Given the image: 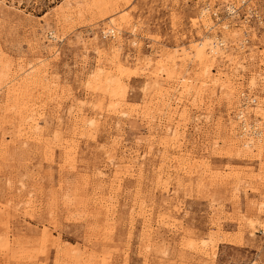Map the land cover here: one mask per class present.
<instances>
[{"label": "rangeland", "instance_id": "1", "mask_svg": "<svg viewBox=\"0 0 264 264\" xmlns=\"http://www.w3.org/2000/svg\"><path fill=\"white\" fill-rule=\"evenodd\" d=\"M0 264H264V0H0Z\"/></svg>", "mask_w": 264, "mask_h": 264}, {"label": "bare ground", "instance_id": "2", "mask_svg": "<svg viewBox=\"0 0 264 264\" xmlns=\"http://www.w3.org/2000/svg\"><path fill=\"white\" fill-rule=\"evenodd\" d=\"M112 21H113V20H112ZM113 22H114V21H113ZM113 22H112V23H113ZM112 23H110V24H112ZM113 24H114V23H113ZM114 26H115V25H114ZM111 27H112V26H111ZM116 27H117V25H116ZM107 30H108V29H107ZM112 31H113V29H112ZM116 31H117V30H116ZM199 44H202V43H199ZM211 46H212V45H211ZM203 53H204V52H203ZM203 53H200V56H201L200 58H201V59H204V58L206 59V56H203V55H202ZM204 54H205V53H204ZM208 60H209V59H208ZM208 60H207V61H208ZM124 64H125V62H124ZM117 66H118V65H117ZM119 66H120V65H119ZM119 66L117 67V70H118V73H119V74L116 73L115 78L112 79V83L115 84V86H116V84L118 85L119 82H120V80H121V77H120L119 75H120V73H121V71H122V70H121L122 68L119 67ZM120 70H121V71H120ZM165 83H166L165 80H163L162 83H161V85H162V86H165V85H164ZM120 84H121V83H120ZM120 84H119V85H120ZM166 84H167V83H166ZM170 84H171V83H170ZM113 86H114V85H113ZM168 86H169V85H168ZM122 87H123V86H122ZM165 87H166V86H165ZM118 88H119V87H118ZM120 89H121V88H120ZM167 89H168V88H166V90H165L166 94H168V92H169ZM116 90H117V89H116ZM111 91H112V90H111ZM113 91H115V90L113 89ZM113 91H112V92H113ZM112 92H110V93H112ZM165 92H164V93H165ZM114 93H115V92H114ZM112 94H113V93H112ZM112 96H114V95H112ZM116 96H117V95H116ZM166 96H167V95H166ZM110 98H112V97H110ZM168 98H169V97H168ZM170 98H171V97H170ZM113 99H114V98H113ZM111 100H112V99H111ZM111 102H112V101H111ZM169 103H170V102H169ZM259 104H260V103H259ZM113 105H114V104H113ZM112 107H113V106H112ZM116 108H117V106H116ZM112 109H113V108H112ZM173 110H174V109H173ZM174 111H175V112H178V111H176V110H174ZM115 112H117V111H115ZM170 112H171V111H170ZM175 112H173V113H175ZM185 112H186V111L183 110V113L186 115ZM241 113H243V112H241ZM170 114H171V113H170ZM243 114H244V113H243ZM171 115H172V114H171ZM180 115H181V114H180ZM182 115H183V114H182ZM241 116H242V115H241ZM242 118H243V117H242ZM92 120H93L92 118L87 119V121L90 122L91 124H92V122H93ZM244 122H245V121H244ZM36 130H37V129H36ZM177 130H178V129H177ZM182 134H183V133H182ZM248 146H249V145H248ZM204 240H205V239H204Z\"/></svg>", "mask_w": 264, "mask_h": 264}, {"label": "built area", "instance_id": "3", "mask_svg": "<svg viewBox=\"0 0 264 264\" xmlns=\"http://www.w3.org/2000/svg\"><path fill=\"white\" fill-rule=\"evenodd\" d=\"M108 34H109V35H113L114 32H112V31H108Z\"/></svg>", "mask_w": 264, "mask_h": 264}]
</instances>
